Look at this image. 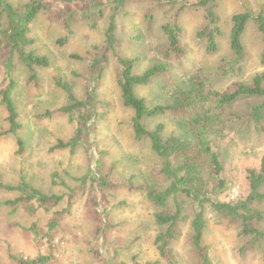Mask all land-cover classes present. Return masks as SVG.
Listing matches in <instances>:
<instances>
[{"label":"rangeland","instance_id":"rangeland-1","mask_svg":"<svg viewBox=\"0 0 264 264\" xmlns=\"http://www.w3.org/2000/svg\"><path fill=\"white\" fill-rule=\"evenodd\" d=\"M8 1L18 9L32 2L44 5L46 10L32 25L31 37L36 41L32 49L48 57L51 65L38 70L39 84L35 86L19 62L14 61V70H9L8 50L0 55V90L11 80L17 83L15 98L22 127L17 135L0 139V185L14 187L25 178L42 193L63 200L43 206L36 202L23 204L15 210V206L5 203L16 200L19 194L0 187V264H21V259L39 256H50V264L159 262L155 240L160 229L155 224V209L138 188L165 182L161 162L150 143L135 138L134 113L125 107L118 87V57L135 60L136 75L156 65L168 66L166 74L137 89L138 96L150 107L168 102L175 89L199 69L218 90L236 82L250 83L264 72V37L256 22L260 15L264 16V0H218L214 11L224 35L215 54H209L207 44L198 39L208 24L206 10L198 6V0H173L172 4L127 0L116 17L115 53L106 42L114 16L113 0ZM94 1L102 4V16L96 15ZM242 13H249L252 19L243 36L244 61L236 65L230 32L233 17ZM169 24L182 28L181 42L186 51L182 57H166L169 44L163 27ZM105 58L108 63L93 68L96 59ZM221 67H234L236 73L224 77ZM56 79L70 83L79 100L87 101L91 95L95 99L92 105L96 116L90 118L86 144L74 155L53 151L58 142L70 141L78 126L77 121L71 123L67 115L59 112L67 101L56 87ZM251 103L259 101H241L233 113L245 115ZM79 115L76 113V118ZM7 117L6 109L0 107V133L10 128ZM160 123L166 125L165 136L176 131L168 118L146 122L149 129ZM252 130L239 121L225 138L226 175L233 188L221 198L223 201L247 196V171L262 168L264 133L258 135ZM97 160L100 173L110 183L106 190L92 186L90 169ZM184 207L185 215L191 217L194 206ZM54 223L57 228L52 230ZM190 230L189 219L173 243L172 252L179 264H202L193 248ZM204 246L208 248L205 254H209L210 264H264L257 251L241 253L243 242L231 227L210 225Z\"/></svg>","mask_w":264,"mask_h":264},{"label":"trees","instance_id":"trees-1","mask_svg":"<svg viewBox=\"0 0 264 264\" xmlns=\"http://www.w3.org/2000/svg\"><path fill=\"white\" fill-rule=\"evenodd\" d=\"M72 1L86 3L88 0ZM158 1L163 4L173 3V0ZM126 2L112 1L114 16L106 34V42L109 50L114 53L118 44L116 17ZM217 2L198 0V6L206 10L205 19L208 21L207 27L198 34V39L207 44L209 54L218 52L219 39L224 35L219 17L214 11ZM93 8L96 15H103L102 4L94 1ZM44 10L46 8L40 2H32L18 9L8 0H0V55L8 50L9 70H14V61L19 62L30 73L35 86L39 84L38 70L51 65L48 57L39 56L32 49L36 43L31 37L32 25ZM251 19L249 13H242L235 15L232 20L230 48L236 65L244 61L243 36ZM256 22L264 37V16L260 15ZM96 25L97 20L92 26ZM163 33L169 44L167 59L184 56L186 51L181 42L182 28L169 24L163 27ZM106 63V58L96 59L93 68ZM118 63L121 66L118 87L125 107L134 113L132 129L135 138L138 142L150 143L151 150L161 162V176L165 182V185L151 182L138 188L154 207L155 224L160 229L155 240L160 261L146 264H161V261L165 264H179L172 252V245L180 237L182 226L189 219L192 245L202 264L211 263L209 254H205L208 248L204 246L210 225L233 228L243 242L241 253L257 251L264 261V163L261 170L247 171V196L236 200H221L233 188L226 175L224 159V142L228 132L240 121L253 129L254 133H264V72L257 74L250 83L236 82L225 90H218L199 69L175 89L168 102L150 107L145 99L138 96L137 89L149 86L158 76L166 74L168 66L156 65L136 75L135 60L118 57ZM220 72L224 77L236 73L234 67L229 70L221 67ZM55 85L64 93L67 101V106L59 112L67 115L71 123L77 121L78 126L73 138L68 142H58L53 151H69L74 155L78 148L86 144L90 118L96 116L92 105L94 95L87 101H81L70 83L56 79ZM16 87L17 83L11 80L5 89L0 90V107L6 109L10 126L8 131L0 133V139L17 135L22 128L15 98ZM241 101L259 103L249 104L246 114L239 117L233 113V108ZM76 113L80 114L77 118ZM161 118H168L175 125L176 131L170 136H165V124L160 123L154 129H149L146 124L149 120ZM19 143L22 145L21 141ZM20 152H23V146ZM100 169L97 160L96 165L90 169L92 186L106 190L110 188V183L108 178L102 176ZM85 180L87 178L83 182ZM0 187L19 194L16 200L5 203L6 206H15V210L23 204L36 202L43 206L48 203L58 204L63 200L42 193L25 178H21L17 186ZM185 204L194 206L191 217L185 215ZM51 227L54 230L57 225L54 223ZM51 261L50 256H39L32 260L21 259L20 263L50 264Z\"/></svg>","mask_w":264,"mask_h":264}]
</instances>
